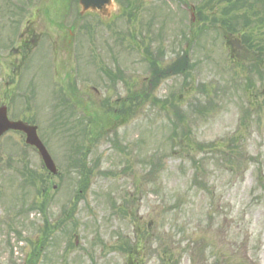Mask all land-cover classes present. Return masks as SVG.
<instances>
[{"label": "rangeland", "instance_id": "374dc122", "mask_svg": "<svg viewBox=\"0 0 264 264\" xmlns=\"http://www.w3.org/2000/svg\"><path fill=\"white\" fill-rule=\"evenodd\" d=\"M50 1L37 0L41 6L31 27L39 31L41 44L28 69L18 71V84L21 59L0 50V106L8 108L9 119L38 126L60 176H46L23 136L9 133L0 139V264H23L33 244L41 245L46 228L51 233L34 264H135V236L146 232L144 264H162V257L171 264H264V80L250 70L252 53L243 58L242 50L229 51L217 25L198 23L206 30L194 25L190 31L194 7L209 0H128L135 8H121L124 16L117 10L103 23L92 15L64 23L58 15L78 13L77 1L56 0L55 6ZM221 8L214 6L216 16ZM22 9L27 8L19 0H0L1 46L11 40ZM255 9L264 18L258 2ZM71 23L77 31L73 52ZM260 31L254 32L253 46H264V26ZM42 45L51 46L55 71ZM185 51L192 66L185 78L160 74L145 99L149 64L157 60L168 68ZM104 70L122 72L124 83L108 91ZM70 78L84 95L79 102L66 101ZM134 93L143 99L137 113L116 130L103 126V102L116 110L122 104L116 101L124 103ZM90 120V130L100 132L87 157L90 184L65 222L77 191L67 158L79 148L68 141L78 142L72 139ZM198 145L214 150L200 152L205 150ZM201 160L204 166H197ZM196 168L202 169L199 185ZM29 173L47 178L38 181L50 187L44 213L37 187L27 183Z\"/></svg>", "mask_w": 264, "mask_h": 264}, {"label": "water", "instance_id": "95a60500", "mask_svg": "<svg viewBox=\"0 0 264 264\" xmlns=\"http://www.w3.org/2000/svg\"><path fill=\"white\" fill-rule=\"evenodd\" d=\"M83 7V12L88 10H102V7L110 6V0H80ZM14 130L26 134V143L38 149L46 168L52 173L56 174L57 170L50 156L43 148L41 141L37 136V129L29 127L22 122H10L7 119L6 109H0V137L7 131Z\"/></svg>", "mask_w": 264, "mask_h": 264}, {"label": "trees", "instance_id": "16d2710c", "mask_svg": "<svg viewBox=\"0 0 264 264\" xmlns=\"http://www.w3.org/2000/svg\"><path fill=\"white\" fill-rule=\"evenodd\" d=\"M222 2L225 3V8L222 10V14L225 15V18L222 20L223 26L228 27L227 32H229V33H236L237 36L243 35V33H244L243 28H246L251 23V20L247 16H243V17L240 16V12L242 11V9H244V8L246 9L247 7H249V9L253 12L254 5H250V2L248 0H219V3H222ZM211 16L212 15H210V17ZM239 20H241L242 22L240 23ZM215 22H216V20H215ZM260 23L263 24L264 20H260ZM238 24H240L242 26V28L238 29L237 28ZM237 36H236V44H238V42H240V41L243 42L244 44L246 42L249 43L251 41V37L248 35H245L243 38H240V39H238ZM227 40L230 41V39H228V38H227ZM250 47H253V46L250 45ZM256 48L258 51L264 50V46H262V45L256 46ZM239 49L242 51L245 50L244 48H241V47ZM179 68H178V66H177V68L173 67V68L169 69V71L177 73L181 70ZM158 70L159 69H157V71ZM155 75H157V73H155ZM112 116L113 115H110L108 117V119L111 120Z\"/></svg>", "mask_w": 264, "mask_h": 264}, {"label": "flooded vegetation", "instance_id": "af4514ba", "mask_svg": "<svg viewBox=\"0 0 264 264\" xmlns=\"http://www.w3.org/2000/svg\"><path fill=\"white\" fill-rule=\"evenodd\" d=\"M55 3L56 0H55ZM87 15H92V16H96V17H100L99 13L96 12H90ZM72 17V15H63V19H70ZM40 43V39H36L35 34L33 33V31H29V35H27L25 37V39H23L22 43H21V48L19 53H22L24 49L29 50L31 48L32 45H38Z\"/></svg>", "mask_w": 264, "mask_h": 264}]
</instances>
